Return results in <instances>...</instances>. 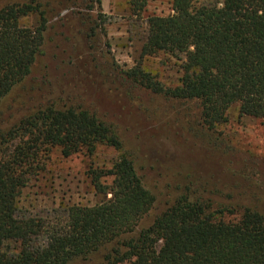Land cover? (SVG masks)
Instances as JSON below:
<instances>
[{"label": "trees", "instance_id": "1", "mask_svg": "<svg viewBox=\"0 0 264 264\" xmlns=\"http://www.w3.org/2000/svg\"><path fill=\"white\" fill-rule=\"evenodd\" d=\"M148 3L128 0L130 15L140 18ZM172 12L147 19L140 58L184 55L179 85L165 87L141 63L121 71L122 81L169 101L194 103L209 131L226 124L234 106L240 118L264 120V0H172ZM31 14L40 16V25L21 27ZM45 25L39 6L0 9V103L42 54ZM98 147L118 155L110 169L92 164L87 171L95 193L109 200L69 207L65 225L47 234L40 220L18 217V199L52 150L92 160ZM154 203L117 127L88 110L48 106L0 131V264H70L94 255L100 256L95 264H264V212L215 206L185 193L139 229ZM9 242L17 244L15 253H6Z\"/></svg>", "mask_w": 264, "mask_h": 264}, {"label": "rangeland", "instance_id": "2", "mask_svg": "<svg viewBox=\"0 0 264 264\" xmlns=\"http://www.w3.org/2000/svg\"><path fill=\"white\" fill-rule=\"evenodd\" d=\"M197 4L208 0H194ZM39 6L46 22L42 54L29 76L0 103V131L40 108H80L117 127L135 170L155 198L140 221L150 226L185 193L215 206L251 207L264 212V120L240 118L236 106L228 122L209 131L194 103L169 101L125 84L120 76L141 63L165 87L179 85L182 54L160 53L141 60L147 19L172 15V0H149L140 18L130 15L128 0H0ZM36 28L31 14L20 20ZM117 153L98 147L92 160L79 154L63 158L55 149L17 202L19 218L40 220L46 231L60 229L71 206L92 207L110 196L95 193L87 176L90 165L110 169ZM111 185V179L106 180ZM43 232V230H42ZM37 238L42 245L45 236ZM17 244L5 245L7 254ZM99 255L70 264H95Z\"/></svg>", "mask_w": 264, "mask_h": 264}]
</instances>
